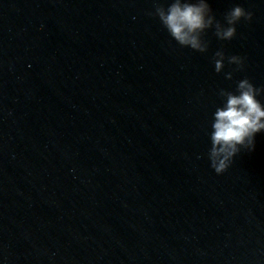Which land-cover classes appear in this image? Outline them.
<instances>
[{
  "label": "water",
  "instance_id": "obj_1",
  "mask_svg": "<svg viewBox=\"0 0 264 264\" xmlns=\"http://www.w3.org/2000/svg\"><path fill=\"white\" fill-rule=\"evenodd\" d=\"M209 3L253 17L201 53L154 0H0V264H264V132L206 154L219 89L264 85V0Z\"/></svg>",
  "mask_w": 264,
  "mask_h": 264
},
{
  "label": "clouds",
  "instance_id": "obj_2",
  "mask_svg": "<svg viewBox=\"0 0 264 264\" xmlns=\"http://www.w3.org/2000/svg\"><path fill=\"white\" fill-rule=\"evenodd\" d=\"M154 11L148 15L158 17L169 35L181 46L204 53L208 42L204 39L206 30L214 28L220 40H231L237 32V23L251 21L253 12L242 4H235L225 14L223 21L216 19L209 0H167L166 3L154 0ZM216 73H221L225 62L235 65L224 73L232 79L233 72L242 70L245 58L240 55H226L221 48L213 57ZM221 103L212 113L210 129L207 133L209 146L207 158L210 167L217 174L226 171L235 156L242 149L254 147L257 133L264 132V85L256 86L248 77L236 82L235 90L219 89Z\"/></svg>",
  "mask_w": 264,
  "mask_h": 264
}]
</instances>
